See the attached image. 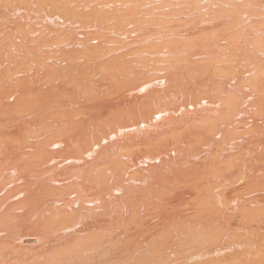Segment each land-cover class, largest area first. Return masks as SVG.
Instances as JSON below:
<instances>
[{
    "label": "bare ground",
    "instance_id": "1",
    "mask_svg": "<svg viewBox=\"0 0 264 264\" xmlns=\"http://www.w3.org/2000/svg\"><path fill=\"white\" fill-rule=\"evenodd\" d=\"M0 264H264V0H0Z\"/></svg>",
    "mask_w": 264,
    "mask_h": 264
},
{
    "label": "rangeland",
    "instance_id": "2",
    "mask_svg": "<svg viewBox=\"0 0 264 264\" xmlns=\"http://www.w3.org/2000/svg\"><path fill=\"white\" fill-rule=\"evenodd\" d=\"M203 21H205V20H203ZM156 80V79H155ZM155 80H152V81H155ZM33 240V241H32ZM28 242H34V239L33 238H27L26 240H25V243H28ZM41 246V245H40Z\"/></svg>",
    "mask_w": 264,
    "mask_h": 264
}]
</instances>
